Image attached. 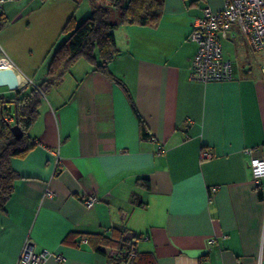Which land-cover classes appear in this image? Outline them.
<instances>
[{
	"label": "crops",
	"instance_id": "0c3cea01",
	"mask_svg": "<svg viewBox=\"0 0 264 264\" xmlns=\"http://www.w3.org/2000/svg\"><path fill=\"white\" fill-rule=\"evenodd\" d=\"M95 4L109 2L6 3L0 44L22 91L46 78L71 16L82 22ZM224 5L165 0L156 25L122 24L112 8L119 52L109 69L128 91L82 58L44 95L30 130L37 144L13 159L21 178L0 211V264H17L29 237L66 257L45 264H264V180L254 181L246 152L264 144V54L234 24L222 39L233 78L190 77L193 22ZM17 93L0 87L7 99ZM5 106L14 123L15 105ZM123 232L135 233L136 259L118 255Z\"/></svg>",
	"mask_w": 264,
	"mask_h": 264
},
{
	"label": "trees",
	"instance_id": "16d2710c",
	"mask_svg": "<svg viewBox=\"0 0 264 264\" xmlns=\"http://www.w3.org/2000/svg\"><path fill=\"white\" fill-rule=\"evenodd\" d=\"M109 4H95L92 13L82 22H78L72 15L63 28L62 34L65 40L60 43L51 53V58L46 78L40 84L28 83L27 87L17 89V95L7 99L0 95V110L2 127L0 131V211H6L7 205L15 193L16 185L21 174L14 168L13 159L24 157L37 144L32 140L30 130L40 116V106L44 95L50 90L59 87L65 80L72 67L80 60L85 59L96 70L103 72L118 82L128 91L124 81L111 73L110 62L117 56L119 49L115 35L117 23L112 20V8H116L122 24L156 25L165 7V0H106ZM8 20L2 14L0 26L3 27ZM12 103L16 108V121L13 123L5 119L10 116L9 107ZM143 131L146 132L144 120L140 117ZM19 124L24 132L23 136L17 137L12 127ZM150 187V185H147ZM127 232L121 234V252L118 255L131 256L135 248L128 246L133 239L126 238ZM100 236L106 243L116 244L114 239L104 235ZM135 259L137 257V249ZM128 254V255H127ZM131 258V257H130ZM138 261V260H137ZM135 264V263H134Z\"/></svg>",
	"mask_w": 264,
	"mask_h": 264
},
{
	"label": "built area",
	"instance_id": "2783aa9c",
	"mask_svg": "<svg viewBox=\"0 0 264 264\" xmlns=\"http://www.w3.org/2000/svg\"><path fill=\"white\" fill-rule=\"evenodd\" d=\"M9 1L13 0H0V16ZM234 24L238 25L247 38L251 50L264 54V0H225L224 7L218 11L206 6L203 15L194 20L190 33V39L197 43V52L191 64V79L208 82L233 78V64L224 56L222 39L229 37ZM7 62H10V66L6 65ZM8 67L17 69L0 44V69ZM5 119L12 120L11 116H6ZM262 150L264 144L246 149L251 155L249 166L257 184L264 180ZM57 157L59 164L60 158ZM97 201L98 197L91 195L85 203L90 207ZM135 255L134 249L131 256ZM51 257L57 261L66 259L62 253L55 254L49 249L38 250L35 241L29 237L23 244L17 264H45Z\"/></svg>",
	"mask_w": 264,
	"mask_h": 264
},
{
	"label": "water",
	"instance_id": "95a60500",
	"mask_svg": "<svg viewBox=\"0 0 264 264\" xmlns=\"http://www.w3.org/2000/svg\"><path fill=\"white\" fill-rule=\"evenodd\" d=\"M0 86H8L12 90H17L20 88V81L18 72L15 68L8 67L5 69H0ZM14 134L17 137L23 136L24 132L19 124H15L12 127ZM135 233L128 232L126 238L133 239Z\"/></svg>",
	"mask_w": 264,
	"mask_h": 264
},
{
	"label": "rangeland",
	"instance_id": "374dc122",
	"mask_svg": "<svg viewBox=\"0 0 264 264\" xmlns=\"http://www.w3.org/2000/svg\"><path fill=\"white\" fill-rule=\"evenodd\" d=\"M113 9H116V8H113ZM116 11H117V10H115L114 15L116 14ZM117 13H119V12L117 11ZM112 20H113V19H112ZM65 38H66V37H65ZM64 40H65V39H63V40L61 41V43H62ZM0 87H4V88H5V87H8V86H0Z\"/></svg>",
	"mask_w": 264,
	"mask_h": 264
},
{
	"label": "bare ground",
	"instance_id": "6f19581e",
	"mask_svg": "<svg viewBox=\"0 0 264 264\" xmlns=\"http://www.w3.org/2000/svg\"><path fill=\"white\" fill-rule=\"evenodd\" d=\"M6 65H7V66H10V62H7ZM19 81H20V80H19ZM20 83H21V82H20Z\"/></svg>",
	"mask_w": 264,
	"mask_h": 264
}]
</instances>
